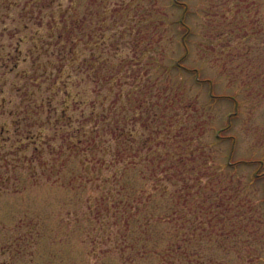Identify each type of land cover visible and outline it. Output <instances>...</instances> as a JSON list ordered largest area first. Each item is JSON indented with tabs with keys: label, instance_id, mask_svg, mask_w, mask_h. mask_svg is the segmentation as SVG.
Wrapping results in <instances>:
<instances>
[{
	"label": "rangeland",
	"instance_id": "1",
	"mask_svg": "<svg viewBox=\"0 0 264 264\" xmlns=\"http://www.w3.org/2000/svg\"><path fill=\"white\" fill-rule=\"evenodd\" d=\"M114 151L183 156L194 264H264V0H0V264H128Z\"/></svg>",
	"mask_w": 264,
	"mask_h": 264
},
{
	"label": "trees",
	"instance_id": "2",
	"mask_svg": "<svg viewBox=\"0 0 264 264\" xmlns=\"http://www.w3.org/2000/svg\"><path fill=\"white\" fill-rule=\"evenodd\" d=\"M180 24L184 25L181 21ZM185 27L181 43L186 51L185 37L189 28ZM180 59H175L174 67H184ZM110 78L116 79L118 76L110 75ZM116 129L119 130V135L123 134V128ZM156 156L158 163L170 160V164L159 169L154 167L149 171L138 167L132 170L135 162L146 160L152 162ZM156 156L148 159L141 151H133L132 154L129 151H114L110 161L113 166L112 172L107 177L112 185L109 184L106 193L102 194L101 201L108 210H112L116 219L123 223L120 237L124 246L120 245V249L123 255L127 253L125 260L128 264H176L179 257L184 261L182 264H194L193 261L196 260L194 253H199L201 259L204 257L202 250L192 252L189 246L192 234L188 213L191 205L188 196L191 195L190 189L195 183L191 184V176L186 171H175L171 168L183 163V156H178L175 160L164 157L161 153ZM180 174L183 194L182 207L178 208L177 190L173 181ZM106 198L109 200L105 204ZM179 219L182 222L181 235L175 229V223Z\"/></svg>",
	"mask_w": 264,
	"mask_h": 264
}]
</instances>
